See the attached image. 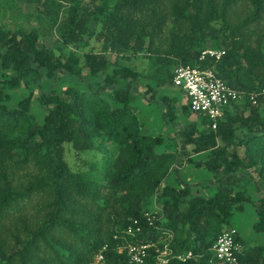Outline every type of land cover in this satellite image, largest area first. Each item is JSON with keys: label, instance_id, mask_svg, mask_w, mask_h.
I'll use <instances>...</instances> for the list:
<instances>
[{"label": "trees", "instance_id": "1", "mask_svg": "<svg viewBox=\"0 0 264 264\" xmlns=\"http://www.w3.org/2000/svg\"><path fill=\"white\" fill-rule=\"evenodd\" d=\"M18 5L31 9L21 19L27 22H0V73L9 76L0 85V264H96L101 252L104 264H132L119 250L136 241L127 233L135 220L143 228L139 241L161 247L172 233L174 253L198 256L169 264H213L216 240L233 228L234 216L248 203L259 218L253 229L264 233V197L256 195L264 189V0H109V6L99 0L86 6L77 0H0V18L8 11L22 13ZM99 11L103 18L96 39L114 61L90 56L80 67L46 45L54 31L61 46L87 42ZM206 49L226 54L219 61L201 60ZM130 53L147 60L145 73L120 64L118 57ZM180 65L213 69L243 97L225 112L216 131L204 118L209 134L198 133L196 122L182 125L177 154L162 150V136L146 133L132 104L148 83L175 88L174 70ZM32 71L52 80L72 76L87 86L68 88L60 96L41 86L47 97L40 123L30 101L6 102L12 96L5 90L29 83ZM165 100L162 94L158 104ZM188 109L187 102L184 112ZM163 117L174 121L175 114L165 111ZM96 138L114 148L100 166L101 180L74 172L65 160L64 144L84 152L95 149ZM184 151L209 153L199 165L213 175L212 196H194L193 186L180 178L179 187L166 182L179 173L172 164ZM248 179L252 194L240 187ZM159 192L162 209L152 226L145 201ZM237 242L242 264H264L263 244L248 245L239 232Z\"/></svg>", "mask_w": 264, "mask_h": 264}, {"label": "rangeland", "instance_id": "2", "mask_svg": "<svg viewBox=\"0 0 264 264\" xmlns=\"http://www.w3.org/2000/svg\"><path fill=\"white\" fill-rule=\"evenodd\" d=\"M93 0H77L80 6H86L89 3L91 4ZM99 3L102 6H109V0H99ZM66 6L70 7V4L66 2ZM17 8L21 10L22 13L15 11H8L5 18L1 17V23L10 24L11 22L20 23L27 22L26 19L21 20L24 14L31 12V9H28L26 6L18 5ZM67 10H65L66 12ZM65 17V15H64ZM103 18V14L99 11V14L96 17H93L89 28L93 31V35L83 44L70 45V46H61V40L59 34L54 31L52 34L45 39L46 45L54 49L57 56H62L65 59H70L75 61L80 67L87 65L88 57L92 56L95 60L99 62L103 61H114L115 56L111 52H105L102 48V45L97 41V33L101 29L100 21ZM26 20V21H25ZM33 23H37L34 19ZM14 23H11V25ZM120 64L131 67L138 71L140 74H143L148 69V62L142 56H136L133 54H126L122 58L118 57ZM31 81L27 84H23L18 87L16 90L10 91L6 89L5 93L12 96V99L7 100L8 105H19L22 101H30L31 103V113L34 115L35 119L42 123L46 115V107L43 104V98H46L45 95L49 91H54L55 95L60 96L68 88L77 87L80 89H85L87 83L81 82V80L72 77L59 74L56 79H51L46 76L39 77L37 73L32 71ZM9 79V76H5L0 73V85L6 82ZM95 80L91 78V83ZM140 87L138 96L134 103L132 104L135 111L138 113L142 122L145 125V131L148 134L162 136L164 139L163 151H174L177 154L181 152V143L183 142L184 136L181 135L180 129L182 125L184 127L190 125L191 123L196 122L198 125V133L209 134V130L206 127L203 118L199 115L194 114L190 109L189 118H184L188 112H184L187 109V98L185 94L177 88H167V89H156L155 85L148 83ZM144 85V83H143ZM44 88V94H41V88ZM149 86V87H147ZM150 88L149 92H146ZM109 92H104L103 97L106 99L112 100V95H109ZM162 94H165L166 104H158ZM178 100L176 104L174 102ZM87 102L92 103L91 100ZM53 107V106H51ZM175 114L174 121L165 120L163 113L169 111ZM264 115V113H263ZM167 123H170L167 126ZM197 133V134H198ZM65 149V160L67 161L70 168L77 173H81L86 176H91L97 180L103 179V175L100 170V166L105 162V158L114 153V148L109 146L104 139L96 138V147L93 150L76 152L70 143L64 144ZM209 153H202L196 156H191L184 151L183 155H180L178 162L172 164V167L178 169V174L171 173L170 176L166 179L168 183L179 187L177 178H180L186 184L193 186V195L210 197L214 194V187L210 183L213 180V175L210 174L204 166H200L199 162L208 160ZM164 185V184H163ZM252 180H244L241 182L240 187H246L249 194H252L255 189H252ZM264 187V185L261 183ZM238 186L235 190L236 192L240 191ZM258 191V190H257ZM259 192V191H258ZM162 192L157 193L158 197H153L145 201L146 208L148 207L150 211L156 210V207L161 208L162 206ZM258 197H264V189L259 193L256 192ZM253 200L254 196L251 195ZM258 206V205H257ZM162 209V208H161ZM161 209L158 211L160 212ZM259 220L256 215V211L253 208L252 204H246L245 212H238L233 219V227L236 228L242 238L248 245H264V233H257L253 229V225Z\"/></svg>", "mask_w": 264, "mask_h": 264}, {"label": "built area", "instance_id": "3", "mask_svg": "<svg viewBox=\"0 0 264 264\" xmlns=\"http://www.w3.org/2000/svg\"><path fill=\"white\" fill-rule=\"evenodd\" d=\"M225 54L226 52L222 50L206 49L201 54V60L210 58L219 61ZM173 84L185 94L190 110L207 119L210 128L214 131L224 119L225 112L243 97L241 92L228 85L213 69H200L191 65L177 66L174 70ZM250 98L256 104L257 94L250 95ZM158 210L159 207H156V210L145 215L147 222L152 226H155L160 216ZM127 233L136 241L121 247L119 252L126 251L132 264H169L172 260L185 263L198 258L192 251L174 253L171 248L174 237L172 233L168 234L161 247H158L156 243L139 241V236L143 233L139 220H135L127 228ZM237 236L238 230L233 227L228 228L218 237L212 248L214 257L211 262L213 264H242L238 257L241 245L237 242ZM96 264H104L102 252L96 257Z\"/></svg>", "mask_w": 264, "mask_h": 264}]
</instances>
